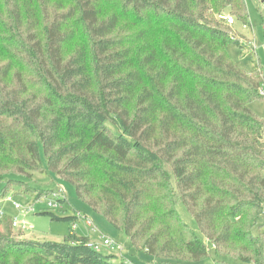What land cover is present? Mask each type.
Listing matches in <instances>:
<instances>
[{"label":"trees","instance_id":"obj_1","mask_svg":"<svg viewBox=\"0 0 264 264\" xmlns=\"http://www.w3.org/2000/svg\"><path fill=\"white\" fill-rule=\"evenodd\" d=\"M224 15L248 23L246 1L0 0L1 198L48 196L26 180L49 170L153 258L196 264L210 242L264 264V120L250 107L264 74L230 57L247 46ZM1 223L0 264H138L73 229L41 240Z\"/></svg>","mask_w":264,"mask_h":264},{"label":"rangeland","instance_id":"obj_2","mask_svg":"<svg viewBox=\"0 0 264 264\" xmlns=\"http://www.w3.org/2000/svg\"><path fill=\"white\" fill-rule=\"evenodd\" d=\"M249 22L246 23L241 19L235 18L234 27L236 28L238 35L241 36V41L247 47H240L237 44L230 43L227 46V52L230 57L242 67L251 70L254 67H259L264 74V2L263 0H245ZM251 109L257 114V116L264 120V97L254 100L250 104ZM43 167L47 170L46 161L43 155ZM26 180V178H24ZM29 184L39 190H46L48 196H43L37 200L38 191L27 192L23 191L19 186H16L13 190L8 192L6 197H2V191L5 187L4 182H0V210H3L1 228L7 232L9 226L12 230V235L18 237H29L41 240H64L66 233L70 229H77L82 220L86 221L90 218L95 226L98 228L96 234L103 233L110 236L115 240L118 245L113 247L103 246L104 252H114L119 256H124L132 262L138 264H156L151 261L157 260L159 264H169L162 260L149 256L144 250H137L126 234L124 229L117 228L111 224L103 213L95 211L85 200L79 197L75 185L53 172L47 170L44 172H33L32 180ZM64 189L65 194L68 197V204L63 207H59L55 210H51L48 207L47 201L53 198L54 190ZM13 198V200H9ZM29 200V202L27 201ZM13 201L21 203L24 207L29 203H34L35 210L28 212L25 208L18 209L14 205ZM3 205V206H2ZM178 211L181 214L185 222L199 235L203 236L199 229L197 220L193 213H191L184 203H179ZM47 212H53L61 217H68L78 212L80 219L77 223V227H74V221L69 219L54 220ZM16 221L18 226H13V222ZM12 222V226L10 225ZM264 222V217L261 218L259 223L253 228L254 234H259L264 230L261 224ZM83 224V223H81ZM9 225V226H8ZM21 232L23 234H21ZM89 232L90 229H89ZM95 237H91L93 241ZM98 239V238H97ZM210 252L209 255L196 264H248L242 262L233 256H222L216 253L215 247L209 242Z\"/></svg>","mask_w":264,"mask_h":264},{"label":"built area","instance_id":"obj_3","mask_svg":"<svg viewBox=\"0 0 264 264\" xmlns=\"http://www.w3.org/2000/svg\"><path fill=\"white\" fill-rule=\"evenodd\" d=\"M222 17L227 21L228 24L232 25L235 23V17L233 15H224ZM260 91H261V94L264 96V82L260 88ZM64 193H65L64 189H59L57 191H54L52 194L53 198L51 200L47 201L48 207L50 209L58 208L59 203H58L57 198L60 196H64ZM9 200H13V198H9ZM13 202H14V205L16 206V208H18V209L25 208L28 212H33L35 210L34 203H32V204L29 203L24 207L21 203H19L17 201H13ZM3 215H4L3 210H0V217H2ZM86 223L88 224L91 232H93V233L98 232L97 226L94 225V223L92 222V220L90 218L86 219ZM13 225L18 226L16 221L13 222ZM90 245L96 249H103V246L113 247V246L118 245V243L115 240H113L110 236L104 235L103 233H100L98 235V239H94L93 241L90 240Z\"/></svg>","mask_w":264,"mask_h":264},{"label":"crops","instance_id":"obj_4","mask_svg":"<svg viewBox=\"0 0 264 264\" xmlns=\"http://www.w3.org/2000/svg\"><path fill=\"white\" fill-rule=\"evenodd\" d=\"M83 223V224H81ZM76 231L77 234H79L80 236H84V237H95L94 239H97V234L93 233V232H89V226L86 223V221L82 220L80 222V224L78 225L77 229H74ZM69 232V231H68ZM68 232L66 234H68ZM154 262L156 264H159L157 260L151 261V263Z\"/></svg>","mask_w":264,"mask_h":264}]
</instances>
